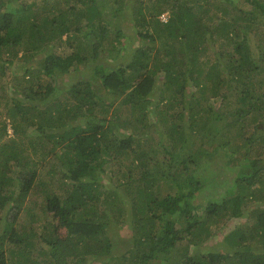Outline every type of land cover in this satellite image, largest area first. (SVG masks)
Masks as SVG:
<instances>
[{
    "label": "trees",
    "instance_id": "obj_1",
    "mask_svg": "<svg viewBox=\"0 0 264 264\" xmlns=\"http://www.w3.org/2000/svg\"><path fill=\"white\" fill-rule=\"evenodd\" d=\"M237 2L0 0V77L11 72L18 85L31 82L22 89L28 102L0 96L1 111L20 138L2 142L8 123L0 120V264H71L78 251L96 249L97 254L109 248L110 240L103 248L92 247L107 224L102 218L107 212L97 214L107 195L100 180L110 159L126 161L133 152L135 158L124 170L113 167L111 177L127 180L135 171L141 173L132 197L133 238L147 248L139 264L157 257L165 262L164 255L185 238L199 245L208 240L212 232L208 220L192 211L196 204L187 199L185 207H175L176 200L181 203L178 199L197 188L212 191L205 218L244 216L247 223L227 234L228 251H186L178 264H264V81L260 88L253 86L254 77L264 75V51L255 55L250 42L256 35L264 37V0H245L246 7ZM210 3L216 12H210ZM167 9L171 15L163 21L159 15ZM63 37L72 48L65 55L55 53L52 45ZM13 62L23 67L21 75L10 68ZM56 71L73 72L71 84L58 82ZM7 85L0 81V89ZM66 89L72 91L69 98L59 95ZM232 89L246 94L234 108ZM153 96L155 117L149 108ZM111 106L115 110L105 115ZM123 107L129 118L116 131L117 109ZM147 127L158 134L166 127L164 137L173 147L166 148L172 174L177 183L190 185L182 196L169 192L158 197L151 189L157 177L149 164L159 161L151 154V140L157 136ZM30 128L34 131L29 134ZM219 129L225 131L222 139ZM145 142L150 143L142 146ZM222 144L230 146L224 156L233 168L224 184L211 178L215 169L209 163ZM47 165L51 187L39 199L32 191L42 183L40 171ZM220 190L226 192L225 201L213 196ZM154 210L178 211L185 225L169 219L159 230L149 215ZM23 214L31 224L19 226ZM56 214L69 227L68 238L48 231ZM41 240L45 242L33 256Z\"/></svg>",
    "mask_w": 264,
    "mask_h": 264
},
{
    "label": "rangeland",
    "instance_id": "obj_2",
    "mask_svg": "<svg viewBox=\"0 0 264 264\" xmlns=\"http://www.w3.org/2000/svg\"><path fill=\"white\" fill-rule=\"evenodd\" d=\"M238 5L242 6V7H246L244 5H246L245 0H237ZM40 2V1H39ZM190 3V2H189ZM99 5H101L102 7H105V5L101 2H98ZM191 4L193 6H195V2L191 1ZM205 7V6H204ZM203 7V8H204ZM208 7H210V12H216L217 7H215L212 3L208 4ZM237 10V9H236ZM236 10L234 12H236ZM220 13V11H218ZM171 15V11L170 9L168 10H164L159 17L166 21ZM263 21V20H262ZM259 24H261L262 22H258ZM264 26V25H263ZM259 30V29H258ZM66 38V37H65ZM64 37L62 39L59 40H55L52 42V45L54 46V52L55 53H62V54H67L69 53L72 48L70 47V41H67ZM262 37H259V35H256L254 37V40H250L252 46L254 47L253 49V53H255V55H258L259 51H264V37L263 39H261ZM77 41V40H76ZM221 41L223 40H217L216 44H219ZM259 42V43H258ZM225 49H230V46L225 45L224 47ZM205 58V57H203ZM264 58V57H261ZM9 64V63H8ZM264 65V63H263ZM11 69H15V71L21 75V70H23V67H21L20 64H18V62H13L11 63L10 66ZM264 74V71H263ZM55 75H57L58 82H63L66 85H70L71 83L69 81H72L74 78V74L73 72H69V71H56ZM26 78V77H25ZM262 78V79H261ZM264 75L260 76V77H254V80L256 82V84H254L253 86H257L260 88V86L264 80ZM6 81L7 83H9V86L6 87L7 89H5V91L3 89H0V96L4 99L5 96H17L19 98H22V100L28 102L26 100L25 94L23 92V87H28L31 82H28L27 80L22 81V86L18 85V82H14V75L11 74V72H9V74L5 75L4 77H0V81ZM262 80V81H261ZM162 81H158V84H161ZM161 86V85H160ZM163 87V86H162ZM159 88V87H158ZM157 88V89H158ZM156 89V90H157ZM234 89V88H233ZM232 89L231 93H230V98H232V103H231V108H234L235 106H237L239 104V101L244 100V97L246 96V94L242 93L240 90L238 92L234 91ZM71 92L72 91H68L67 89L65 90V92L61 91L59 92V95H67L65 98H69L71 97ZM157 92H161V91H157ZM64 98V97H62ZM114 96H111L109 99H113ZM239 99V101H237ZM73 101V99H72ZM237 101V102H236ZM5 103V101L3 102V104ZM43 103V102H42ZM151 103H152V107H155V103H156V98L153 96L151 97V101L149 103V108H150V112L152 110L151 107ZM216 103H218L216 101ZM215 103V104H216ZM2 110V104L0 105V120H6L8 125H7V132L5 135H3L2 138V142H4V140L10 137H14L15 134L13 133V127H12V121L11 119H9V117L7 116V114H5V110L4 112L1 111ZM115 108L114 106L110 107V110H108L105 115L110 116L112 114V111H114ZM117 111H119V116H121L118 120H116L113 124L114 127L116 129V131L119 130V128L121 126H123L124 122L123 120L128 119L129 115L128 112L129 110L127 108H119L117 109ZM102 113V112H101ZM103 115V116H105ZM151 117H155V112L152 111L150 113ZM22 121V120H21ZM23 122V121H22ZM25 123V122H24ZM219 123V122H218ZM26 125V123L24 124ZM23 125V126H24ZM25 127V126H24ZM27 127V126H26ZM127 128V127H126ZM149 127L145 128L146 131H148L150 134H155L157 137L155 139H152V155H156L157 159L159 162H157L155 164L154 162H150L149 167H150V172L153 173L154 176L157 177V180L155 181V183H153L151 189L155 191V195L158 197H163L165 196L167 193H173L176 194L177 196H182L183 192H188V190L190 189V185H188L187 183L184 182L183 177L179 178V180H182V182L184 183H177V179L175 178V176L172 174V170L170 169V163L171 161L167 160V157L169 156V152L166 150V148H173L171 144H169V138H165L164 134L166 132V127H164V129H159L160 134H158L156 132V130L154 131L153 128V132L148 129ZM33 128H30L28 130V133H33ZM155 132V133H154ZM221 134V139L223 138V135H225V131L222 129H219V135ZM15 138L18 140V142L20 141V138L15 136ZM28 136L26 137L27 140ZM220 141V140H219ZM150 142H145L144 144H142V146H145ZM221 143V141H220ZM215 145L217 143H214ZM232 144V143H231ZM154 147V149H153ZM232 147V146H231ZM218 151L215 157H211L209 159V163H211L215 169V172L211 175V178L213 176V180L214 182H218L220 184H224V182L227 180V176L228 175H232L233 174V168L229 166L230 163H228V156H224L225 151H227V154L231 151L230 146L228 145H224L222 144V147H218L216 149H214V151ZM264 150V149H262ZM135 155V152H133L132 154L128 155V159L126 161H123L122 159H110L108 161V163L105 164V172L104 177L100 180L101 183L104 184L103 189L105 190V192H107V195L104 196L101 200L100 203V207L98 205V211L97 214L100 216V212L105 213L103 214V220L105 222H107V224L105 223V232L104 234H101L99 237V241H92V247H97L101 245L102 248L104 247L105 244H107V242L110 240V247L109 248H105L104 250L101 252V250L95 254L96 249L93 250H87L85 252L82 251H78V255L75 256H71L70 258V263L71 264H139V259H140V254L147 250L146 248V244L145 243H141L140 245H136L135 244V240H134V226H132V220L133 218L136 217L135 215V210L133 209V203H132V197L135 198L136 193V189H137V185L140 183L139 181H137L135 178H139L140 177V170L135 171L133 173L134 177H130L126 180L125 176H121V177H117V176H112V172L111 169L115 166L119 167L121 170H124L126 167V164L131 162L133 157ZM41 157V156H40ZM135 158V157H134ZM226 159V160H225ZM40 160V159H39ZM55 161V160H54ZM264 161V159L262 160ZM132 166V165H131ZM139 169V168H138ZM141 169V168H140ZM47 170H48V165L46 167H44L40 173V178L42 180V183H39L38 185H36V187L34 188V190L32 191V193H34L36 191L37 197L39 199H42V197H44L45 195V189H47V187H51L49 185V183L51 182V177L50 175H47ZM142 170V169H141ZM120 175V174H119ZM161 175H165L166 177H161ZM60 174L58 175V173H56L55 176H53V178L55 179V182H58V178H59ZM50 177V178H49ZM44 182V183H43ZM205 191H208V194H210L212 191L211 189L208 188H197L196 191H194L193 194H188L187 198H183L181 197L180 199H178V201H180L181 203H178L176 200L175 203V207L177 208H183L186 206L185 201L187 199L191 200L192 202H194L196 205L192 207V211L195 213H198L200 215V219L204 222L205 220H208L207 226L211 229V236L208 238V240H206L203 244L199 245L196 244L194 242H192L191 240L193 239H188L185 238L183 239L181 242L182 244L179 245L178 247H174L172 249V251L166 253L164 255L165 257V262L161 259V258H154L152 260H150L149 264H178L181 260V258L183 257L184 253L186 251H190L191 253L197 252L201 249H203V251H208V250H217V251H228V249H230V245L226 239L227 234H229V232L234 228L237 227L238 225H240L241 223H245L246 221V217H238V216H232V217H228V218H222V219H212L209 220L207 218H205V213H204V207L210 202V198H211V194L208 195V197L206 196ZM213 196L216 197L219 200H224L226 199V192L223 190H220L219 192H213ZM223 201V202H224ZM59 210H57L55 213H57ZM163 214V217L162 215ZM149 215L152 217V220L156 223V225H158L159 230L161 229V227L164 225V223L166 222V220L169 219H174L176 221V225L179 227H182L185 225V217L184 215H180L179 212H175L173 214L170 213H160L157 212V210H154L153 212L149 213ZM19 226L20 224H31V222L29 221V216L23 214L19 216ZM103 221V222H104ZM53 226H50V223L48 225L49 230L48 231H52L55 232L56 234L60 235L63 238H68L71 234H70V229L69 227L63 223L62 221V217L58 214H56V216L51 218V221ZM247 223V222H246ZM155 225V226H156ZM40 230L44 231L47 230V227L44 228V226L42 224H39ZM157 227V226H156ZM199 227V226H198ZM3 230V221H0V233ZM47 231V232H48ZM204 236H206V234H204ZM102 238V239H101ZM107 241V242H106ZM45 241L41 240V242L39 241V243L37 244V246L34 249V255L35 256L37 254V248L39 246H41V243H44ZM91 242V241H90ZM180 242V243H181ZM189 243V246H188ZM9 244H6V248L8 247ZM21 248V246H18ZM17 247V249H18ZM108 247V246H107ZM101 248V249H102ZM132 251L133 254H128L125 255V253ZM7 252V255L9 256V252ZM33 254V253H32Z\"/></svg>",
    "mask_w": 264,
    "mask_h": 264
},
{
    "label": "clouds",
    "instance_id": "obj_3",
    "mask_svg": "<svg viewBox=\"0 0 264 264\" xmlns=\"http://www.w3.org/2000/svg\"><path fill=\"white\" fill-rule=\"evenodd\" d=\"M167 20H168V19H167ZM167 20H166V21H167ZM163 21H164V20H163Z\"/></svg>",
    "mask_w": 264,
    "mask_h": 264
}]
</instances>
